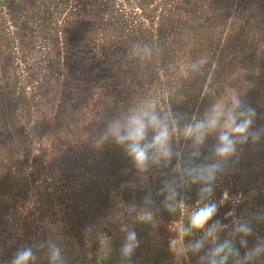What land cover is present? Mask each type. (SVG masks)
I'll list each match as a JSON object with an SVG mask.
<instances>
[{"label":"rangeland","instance_id":"obj_1","mask_svg":"<svg viewBox=\"0 0 264 264\" xmlns=\"http://www.w3.org/2000/svg\"><path fill=\"white\" fill-rule=\"evenodd\" d=\"M233 95L264 129V0H0V264L25 246L50 264L49 243L65 264H201L226 239L241 257L264 246V133L237 145L238 163L217 172L202 201L218 205V238L184 233L205 186L187 170L216 162L218 137L194 146L184 127ZM145 98L183 118L170 158L141 171L98 141ZM123 226L139 240L130 259ZM202 238L200 252L181 251ZM248 264H264V253Z\"/></svg>","mask_w":264,"mask_h":264},{"label":"clouds","instance_id":"obj_2","mask_svg":"<svg viewBox=\"0 0 264 264\" xmlns=\"http://www.w3.org/2000/svg\"><path fill=\"white\" fill-rule=\"evenodd\" d=\"M256 111L250 106L242 105L238 96L233 95L230 102H213L204 112L202 119H194L184 127L186 138L192 139L194 146L203 145L209 135L218 133L214 146L213 156L216 162L204 166L189 168L188 175L192 182H201L205 186L198 193L200 206L194 210L188 221V227L184 229L185 235H190L192 231L203 230L205 237H213L222 226L219 221H213V217L218 211L215 202L202 203L207 197L214 193L212 182L216 179V174L222 171L232 157L235 156V163H238L240 154L237 153V145H243L252 141V145L258 144L264 129H253L252 125ZM183 117L174 114L171 109L161 112L157 106V101L153 98H145L137 105L131 106L127 114L121 117L111 118L105 130L100 134L99 143L111 140L117 147L122 148L127 158L139 170L146 169L149 160L168 159L171 156V141L173 137V126L179 124ZM199 153H194L198 155ZM179 167V166H178ZM166 199L175 197L174 189ZM170 212L175 211L172 205H166ZM152 214H146L147 219H151ZM156 225L154 224L153 227ZM121 231L126 232V242L122 245L121 255L131 258L134 251L139 246V240L135 230L123 226ZM236 232L244 236L251 234V228L247 224H238ZM176 240L169 241V246L174 247ZM205 239H199L195 243H188L181 249L182 252L198 253L204 248ZM242 246H247L245 240H241ZM39 247L43 248L44 244ZM264 253V246L257 245L248 249L244 256H240L239 250L231 240H224L206 251L200 257L201 264H228L229 258L235 259V264H248L253 258ZM48 256L50 264H65L61 248L54 243L48 244ZM36 255L32 246H25L17 250L11 264H35Z\"/></svg>","mask_w":264,"mask_h":264}]
</instances>
